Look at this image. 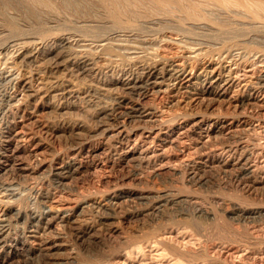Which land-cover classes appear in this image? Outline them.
<instances>
[{"label": "bare ground", "instance_id": "1", "mask_svg": "<svg viewBox=\"0 0 264 264\" xmlns=\"http://www.w3.org/2000/svg\"><path fill=\"white\" fill-rule=\"evenodd\" d=\"M71 98L78 99L75 111L95 105L101 119L65 153L46 138L62 128L77 134L85 128L81 113L66 120ZM1 113L3 141L14 146L5 157L29 149L37 163L16 169L24 179L41 170L35 196L47 208L17 207L19 188L0 177V203L6 207L0 245H8L6 228L16 217L28 225L10 244L16 254L47 256L66 248V225L111 208L119 221L150 216L162 224L145 238L166 246L161 232L174 212L194 241L182 248L185 260L264 264V205H229L212 195L235 224L249 227L217 235L211 228H220L222 213L198 191L209 183L207 171L215 169L225 176L222 187L263 201L264 0H0ZM84 152L86 162L78 159ZM105 167L128 172L102 190ZM167 171L187 181L156 186ZM135 198L146 208L125 212L124 204ZM45 238L56 241L45 247ZM208 238H223L220 258ZM69 250L58 264L78 261L76 249Z\"/></svg>", "mask_w": 264, "mask_h": 264}, {"label": "rangeland", "instance_id": "2", "mask_svg": "<svg viewBox=\"0 0 264 264\" xmlns=\"http://www.w3.org/2000/svg\"><path fill=\"white\" fill-rule=\"evenodd\" d=\"M87 38L92 39L94 37L91 35L90 36L87 35ZM68 102H69L68 107L70 110L68 109V114L66 115V117L68 119H66V120L67 121L68 120H76L78 118V113H81L82 114L81 118L86 120L85 121V128H83L81 131H79L78 134L71 132L67 128H62L56 134L54 133L51 136L50 135L47 136V138H46V144H48L51 147L53 146V148L55 147L56 150H61V151L63 150V152L65 151V153H66V151L68 152L70 150V148L73 146V144L78 142L77 140L80 139V137L83 136L88 130H90L92 128L93 129L96 128L100 119H101L100 117H97L98 116V110H97L95 105H89L86 108V110H87L86 112H78L77 110L75 111V109H73V107L78 103V99L77 98L76 99L71 98V100H69ZM73 103H76V104H74V106H73ZM7 105H8L7 103L4 104L3 110H6ZM70 111H72V112H70ZM1 114H0V117L4 116L3 113H1ZM90 114L92 116H90ZM93 116H94V118H93ZM1 118L3 119V121H5L4 119H6L4 117H1ZM91 124H92V126H91ZM2 127H3V129H2ZM0 129H1L0 132L2 131L1 132L2 135H0V177H2L3 179H6L7 182H9L11 185L13 184V187L16 188V186H17L16 189L19 188L18 190L21 193L20 198H18L19 200L18 199L14 200V204L21 209L23 208L22 210H24V211H28L29 209L30 210L31 209H33V210L39 209V211H42V212L45 211L47 206L44 203L38 201L36 196H35L36 192H37V188L39 186H41L40 184L42 183L41 181H43L42 179L44 178L43 177L44 174H42L41 170H40L34 174L35 176L33 175V178L31 177L29 179H24V178L20 177V172H18V170L16 169L19 165H21V166L23 165L25 167V166H30V164H31V166L34 167L35 166L34 163H37L38 160L33 158L29 149H21L17 153V156H16L17 158L11 157L10 160L7 161L5 156H7L11 153L12 148H14V146H8L5 143V141H3L2 136L4 134V131L6 130V124L4 123ZM70 132L72 134H76V135L72 136V134ZM79 134L81 135L80 137H78ZM52 139H54V140H52ZM75 140H76V142L74 143L73 141H75ZM64 148H65V150H64ZM80 155L78 156V159L80 158L81 161L86 162L88 160L85 152L81 153ZM20 163H22V164H20ZM106 168H107V170H106ZM104 169L100 173V175H101L105 172L103 175H101L103 184L101 183L100 186L102 187V190L107 188V187H112L113 183L115 181H117L119 178H122L124 176V173L128 172V169L126 171H123V172L120 169L112 170V169H109L108 167H105ZM13 170L15 172H13ZM116 171H118V172H116ZM116 176H118V177L116 178ZM160 177L161 178H158V182H157L156 186L159 184L158 186H161V187L163 186L164 188L174 186V185H176V183L178 184V183H180V181H183V179H184V178H182L181 175L176 176V175H173L171 172L169 173V171H167V173L165 172ZM206 177L208 179H210L209 183L206 186L201 187L202 189L200 188L198 190L199 194H201V196L204 200L203 202L206 205L212 206L218 212L222 213V220L220 221V228L219 227L211 228V232L213 230L212 233H216L217 235L221 231H223V232L226 231L225 233H231L232 230H234L233 232H238V231H240V232L242 231V233L247 232L249 227L247 225H244V224H239V225L235 224L233 219H231L229 217V215L227 213H225V211H223L222 205H217V203L211 201V196L219 194L220 197L223 196L222 198L225 201H228L229 205H232L234 203L235 204H237V203L241 204L242 203L243 205L245 204V206L264 205V198H263V201L261 203H259L256 200H250V199L246 200V199L240 197L237 192L229 191L225 187H222V186H224V185H222V181L224 180L225 176H224V174L220 173L218 170L213 169V170L207 171ZM105 178L107 181L105 180ZM114 178H116V179H114ZM87 179H89L88 181H90V180H92V177L89 176V177H87ZM8 180H10V181H8ZM27 180H28V182H27ZM184 181H187V179H184ZM105 182H106V184H105ZM109 182H111V183L109 184ZM210 182H211V184H210ZM18 183H20V184H18ZM107 184H108V186H106ZM135 185L136 184H133V186H135ZM218 185L219 186L221 185L220 188ZM129 187H132V186L129 184ZM191 189L192 188H190V190ZM13 199L14 198H11V200H13ZM29 199L33 202H31ZM135 199L130 201L129 202L130 204L129 203H126L127 205L124 204V207H125L124 211L125 212L128 210V208H131V209L133 208L132 210L145 209L146 208L147 205L143 204V202H141V199H137V198H135ZM137 200H138V202L134 203ZM235 201H238V202H235ZM19 203H20V206H19ZM128 205H129V207H127ZM136 205H138V206H136ZM139 205H141V206H139ZM142 205H144V207ZM5 208L6 207L0 203V219L6 217V214H4ZM110 209L111 208L102 209L99 213L93 212L91 217H90L91 218L90 220L88 219L86 221H82V222H80L81 224L75 223L72 225L73 227L71 226V224L70 225L68 224L69 226L66 225L62 230L63 234L64 235L66 234V236H64V238H63V240H64L63 243L66 242V243H64L65 244L64 246L66 247V248H64L65 250L64 249H61V250L54 249V250L50 251V254L47 256H46V253H44V255L37 253V254L31 255V256H27L26 254H23L24 256H22V253L16 254L15 250L10 246V244H11V242H13V240L17 239L18 237H20L21 235H23L26 232L28 225H27V221H25L23 219L22 220H19V219L16 220V217H11L9 225L6 228V233H5V235L7 236V239L9 238L8 239L9 241L7 242V244L9 246L4 245V244L0 245V258H5V256H7V257L9 256L8 257L9 261L7 262V264H58L59 262L65 261L64 258H67L68 250L71 248L70 250L76 249L75 251H77L79 253L78 261L74 264H79L85 260H87V261L91 260L94 262H98L100 260H106L107 258L109 259V261H111L110 262L111 264H207V263L211 264L207 260H202V259H192L189 262L188 260H185V258L180 255L182 253V251H184L187 247L193 246L194 241L188 235L187 228L185 227V224H183L180 221L179 216L175 215L177 213L173 212L170 214V216H169L170 220L167 221V223L163 229L164 233L161 232L162 233L161 239L163 238L162 240L164 242H166V246L165 245L162 246V244H159L157 242L155 243L153 239L145 238L146 234L153 229V226L155 224H156V226H160L162 224L159 225V223L157 224L155 221L153 223L150 216H148V217L147 216L146 217L145 216L133 217V218H131V220H130V218H128V219L125 218V219L119 221V218L117 217V216H119L118 215L119 213H116L117 216H115L113 213V210L112 209L110 210ZM108 210L112 213L108 212ZM220 210H222V211H220ZM173 214H174V216H173ZM144 217H145V219H144ZM115 222H117V223H115ZM79 224H80V226H79ZM93 224H94V226H93ZM78 226H79L80 230L77 229ZM180 226H181V228H180ZM68 227L70 228V232L68 231L69 230ZM107 227H108V229H107ZM224 227L226 230L224 229ZM88 229H92L90 231L92 234L89 231H86ZM215 230H218V231L216 232ZM7 231H8V233H7ZM75 231H77V232H75ZM47 233H49V229H47ZM115 236H117V237H115ZM65 238H66V240H65ZM94 238H95V240H94ZM110 238L112 241L110 240ZM112 238H114L116 240H114ZM117 238H119V242H118ZM18 239H20V238H18ZM45 239L46 240H44V242H43L45 247H50L51 245H53V241L54 242L56 241V238L55 239L54 238H45ZM208 239H209V242L216 244L217 247H215V250L217 249L218 252L220 250L219 253L216 250L217 255H216L215 251L212 252V254H214L215 257L217 256L218 258H220V256L224 253V250L226 249L225 248L226 245L223 242V238H208ZM57 240H58V238H57ZM121 240H123V241H121ZM134 242H136V243L138 242V243L136 244ZM131 244H132V246H131ZM191 244H193V245H191ZM223 244H224V247H223ZM161 247H163V248H161ZM184 247H185V249H182ZM66 252H67V254H66ZM225 252H226V250H225ZM57 253H58V255H57ZM55 254H56V256H55ZM93 256H95V257H93ZM50 257H52V258L50 259ZM13 259H15V261ZM219 260H217L218 264H220Z\"/></svg>", "mask_w": 264, "mask_h": 264}]
</instances>
